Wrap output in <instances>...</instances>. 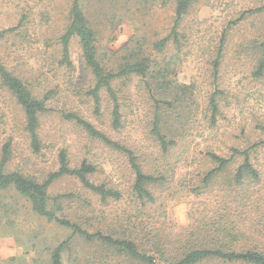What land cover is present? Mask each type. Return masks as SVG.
<instances>
[{"label": "rangeland", "instance_id": "obj_1", "mask_svg": "<svg viewBox=\"0 0 264 264\" xmlns=\"http://www.w3.org/2000/svg\"><path fill=\"white\" fill-rule=\"evenodd\" d=\"M72 3L73 0H0L1 62L35 96L52 94L48 111L39 118L41 149L34 153L24 130V113L12 94L0 85V159L3 145L10 141L11 155L5 171L21 172L41 182L57 170V154L66 150L71 167L84 159L97 166V173L90 177L92 183L126 188L133 180L126 158L90 139L66 116L78 111L109 138L143 141L145 150L148 147L159 155L150 134L152 103L145 81L131 77L113 84L123 129H111V104L104 92L100 115L92 116V101L85 94L94 85L93 76L84 66L76 37L68 45L71 69L60 63V38L70 24ZM80 4L96 36L97 57L106 69H116L133 52L142 50L159 67L177 59L176 75L170 77L191 87L178 109L179 115L167 119L173 124L171 134L178 129L176 124L184 123L191 137L166 157V168L173 171L165 182L149 187L156 197L150 213L161 236L170 239L175 232L186 230L199 243H217L213 238L218 225L245 234L233 248L256 245L257 240L264 242V76H252L255 54L247 48L252 42L264 40V0H193L179 28L183 37L178 52L174 44L163 52L152 47L172 27L175 0H80ZM261 7L263 10L256 12ZM245 13L248 14L243 20L230 23ZM222 34L223 57L214 77L212 60L217 56ZM217 86L225 94V101L218 97L224 119L220 117L218 129L209 133L203 116L208 114V95ZM230 147L253 148L249 160L259 171V180L251 182L246 177L243 184L234 183V172L242 162L237 157L227 169L216 173L206 188L201 187L202 172L213 168L206 152L228 157ZM48 193L52 199L71 195L50 204L58 216L79 222L91 233L108 232L102 217H112L111 210H118V206H103L72 177L59 178ZM70 236L69 230L35 215L30 202L13 188L0 190V263L50 264L52 250ZM63 264L137 263L106 244L74 236L63 251ZM198 264L224 263L208 260Z\"/></svg>", "mask_w": 264, "mask_h": 264}, {"label": "trees", "instance_id": "obj_2", "mask_svg": "<svg viewBox=\"0 0 264 264\" xmlns=\"http://www.w3.org/2000/svg\"><path fill=\"white\" fill-rule=\"evenodd\" d=\"M192 3L193 0H175L174 18L169 33L152 44L156 52H163L171 44L176 46L178 52L181 46L180 40L183 37L179 28ZM262 10L261 7L256 12ZM246 14L248 13L242 14L237 20L230 23L236 24L243 20ZM69 16L70 24L60 38L62 46L60 63L67 69H71L68 45L70 40L76 37L82 52L84 66L93 76L94 85L85 94L92 101L90 113L94 117L100 115L101 93H106L111 104V129L122 130L124 126L121 122V107L113 84L131 77L142 79L145 81L144 88L148 93V99L152 103L150 134L157 145L159 155L153 153L148 147L145 150L143 141H133L129 138H118L117 140L109 138L91 122L84 119L78 111L68 114L67 119L80 126L90 139L105 144L126 158L133 175V180L128 187L92 183L90 177L97 173V166L84 159L76 167H71L66 150H60L57 154V170L49 173L41 182L37 178L24 175L21 172H7L4 167L10 159L11 142L5 143L1 149L0 190L13 188L21 197L30 202L35 215L71 232V236L67 240L59 243L52 250L49 263L63 264L65 247L70 243L72 237L80 236L86 242L98 241L106 244L137 264H198L208 260H216L224 264H264V242L262 240H257L255 246L249 243L241 248H233L245 234L230 232L224 226L217 225V236L213 238V240H217V243L205 240L199 243L194 238L195 236L186 230L175 232L170 239L164 235L161 236L160 228L150 213L156 197L149 187L165 182L167 174L173 171L169 170V167L166 168L164 163L167 160L166 157L171 155L172 149L182 147L191 137V134H187L184 130V123L176 124L178 129L175 134H171L173 124L167 123L170 116L179 115L178 109L182 108L183 99L186 98L191 87L180 84L175 78H172L176 75L174 69L177 59H170L164 66L159 67L151 61V55H144L142 50L133 52L130 59L119 64L116 69H106L97 57L96 36L89 27L80 0H73ZM224 38L225 34H222L217 47V56L212 60L214 77L218 73L223 57ZM247 48L255 54L251 69L252 76L260 79L264 76V40L252 42ZM148 81L154 84V88ZM0 85L12 94L16 103L21 107L25 118L24 130L28 135L30 146L34 153H39L41 149L39 118L48 111L47 102L52 94L50 92L43 94L41 98L35 96L21 79L5 67L1 60ZM219 96L223 97V101H225L224 91L217 86L207 98L206 113L208 112V114H204L203 117L209 133L218 129L220 117L224 119ZM252 149L251 147L243 149L230 147L231 154L228 157L207 151L206 155L212 162L213 168L202 172L201 187L206 188L213 176L227 169L237 157L242 158V162L234 172V183L243 184L246 177L251 182H257L260 177L259 171L249 160ZM183 151H186V147ZM61 177L75 178L85 190L98 198L103 206H118L119 211L111 210L112 217H102L108 232L91 233L86 231L79 222L57 215L56 209L50 203L71 197V195H59L53 199L50 197L48 193L50 186ZM58 204L61 205V202ZM261 226L264 228L263 223ZM246 241L250 242L251 239H246Z\"/></svg>", "mask_w": 264, "mask_h": 264}]
</instances>
